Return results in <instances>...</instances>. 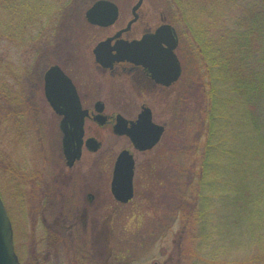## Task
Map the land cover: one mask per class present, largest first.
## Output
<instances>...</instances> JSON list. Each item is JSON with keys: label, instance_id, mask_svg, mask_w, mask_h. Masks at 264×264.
<instances>
[{"label": "trees", "instance_id": "trees-1", "mask_svg": "<svg viewBox=\"0 0 264 264\" xmlns=\"http://www.w3.org/2000/svg\"><path fill=\"white\" fill-rule=\"evenodd\" d=\"M164 1L192 70L150 171L180 223L173 263L264 264V0ZM3 3L22 37L33 35L29 24H42L39 0ZM43 33L48 47L54 33ZM193 87L199 99L187 97Z\"/></svg>", "mask_w": 264, "mask_h": 264}, {"label": "rangeland", "instance_id": "rangeland-1", "mask_svg": "<svg viewBox=\"0 0 264 264\" xmlns=\"http://www.w3.org/2000/svg\"><path fill=\"white\" fill-rule=\"evenodd\" d=\"M95 1L97 0H60L61 5L66 4L68 7L70 16H63L62 21L60 20L59 29L53 34L54 40L47 47L43 42L45 31L42 29L45 27L48 30L52 26L49 22L52 21H44L41 18L40 21L43 20L44 23L29 24L26 29L33 35L23 34L22 37L21 33L14 31L15 25L10 24V15L4 0H0V33L9 35V38L0 36V87L5 88L6 85L8 90L6 94L0 93V197L11 218L15 252L23 264H40L35 256L37 249H30L31 242L28 240L42 238L44 233L46 234V228L50 229L52 226L61 231V254L59 262H56V257L55 262L51 261L53 258L50 256L45 264H100L103 253L106 255V264H174L180 223L166 210V204L162 202L166 190L163 187L156 189V180L150 174L156 165V157L167 147L168 134H165L157 147L151 151L134 154L135 195L129 203L116 204L108 189L106 200L97 198L96 201L101 202L88 207L86 218L82 219L83 208L87 207L86 193L98 190V179L104 181L107 173L109 177L108 159L110 158L111 167L116 155L127 148L129 142L126 138L113 137L107 129L101 130L103 144L97 154L90 155L84 151L81 161L69 169L64 165L61 151L59 117L52 113L46 104V109L40 110L39 113L28 111L29 104L26 99L30 88L27 87L32 80L38 81L44 69L51 64L65 65L66 58H89L92 47L115 31L116 27L99 29L87 24L84 13ZM110 1L118 6L120 20L124 24L130 18V9L137 0ZM140 8L141 12L146 14L145 20L152 27L162 21L169 24L170 20L178 22L170 6L167 12L164 0H143ZM184 13H187V9ZM174 28L179 37L177 54L180 60L183 59L187 64L189 75L192 70L189 67L191 62L187 57L188 51L184 46L186 40L182 37L180 28ZM20 31L24 32L23 27ZM31 36H35L34 43L28 41ZM38 47H41L39 51L36 50ZM176 89L170 99L169 111H161L167 107L158 104L153 110V120L156 123H165L166 130L169 129L168 122L173 114ZM189 96L195 100L199 99L201 94L193 87L187 93V97ZM40 99L42 102V95ZM9 111L12 112L11 118ZM13 112H17L19 116L15 117ZM135 114L125 113L122 116L132 119ZM4 117L5 119H2ZM187 134L189 135V129ZM179 160L188 164L187 155ZM27 170L33 173L39 170L42 173L43 187H47L54 179V186L58 187L57 180L63 175L80 174L81 182L77 184V189H72L75 187V181L61 189H50L43 198L42 190L45 189H32L28 192L26 189H15L11 185V172L13 176L17 175V181L20 183L22 179L26 180L25 174L22 179L20 177ZM22 191L23 194L26 193L23 203L29 201V210L24 209ZM52 199L56 203L44 209L45 223L41 218L34 219L37 209L31 207V204ZM59 216L64 217L66 221H60L58 224ZM70 225L72 239L69 235L71 232L63 231ZM101 241L104 246H101Z\"/></svg>", "mask_w": 264, "mask_h": 264}, {"label": "flooded vegetation", "instance_id": "flooded-vegetation-1", "mask_svg": "<svg viewBox=\"0 0 264 264\" xmlns=\"http://www.w3.org/2000/svg\"><path fill=\"white\" fill-rule=\"evenodd\" d=\"M59 1L60 0H39L40 5H39L38 12H41L42 14L41 18L44 19V21L47 19L52 21V22H49L50 24H52V26H50L48 30L45 27H43L42 30H44L45 32L47 31L49 33H56L57 30L59 29V23L62 21L63 16L69 15L68 7L66 6V4L61 5ZM106 1H110V0H106ZM132 7L130 9V18L123 24L122 20H120V10L117 6L118 15H117L116 21L112 25L107 26V27H102V26L93 25L89 23L85 17L86 11L89 9L88 8L84 13V19L89 26L94 27V28H99V29H110V28L116 27L115 31L111 35H108L104 37L103 39H101L100 41H98L92 47L89 58H85V57H80L76 59L66 58L64 62L65 65L56 64V63L51 64L49 67L44 69L45 71L42 72L41 78H38V81L32 80L29 86L27 87V89L30 88V90L28 89L29 94L27 95V99H26V101L29 104V107L27 106L29 108L28 109L29 112L39 113L41 111H44L47 105L49 110L56 115L55 111L51 108V106L49 105L44 95L45 72L51 66H58L60 70L64 73V75L70 80L74 88V91L76 92L81 110L87 113V116L85 117L84 125H83L82 154H81V158L78 161H76L74 165H76L77 163L81 161L84 151L90 155L92 154L94 155V153L88 150L85 144V142L88 139L92 138L100 142V149H101L103 142H102L100 131L104 129H107L109 133L113 135V137L126 138L128 140L129 146L122 150L130 151V153L134 157V161H135V156H134L135 153L144 154V153L151 151L149 150V151L139 152L132 147L129 139L126 136L115 135L113 133V127L116 124V116L117 115L122 116V114H125V113H136L135 117L132 119H127L122 116L127 121H135L138 115L143 110L148 109L150 110V113L152 115V121L156 123L153 120L154 106L158 104L160 106L167 107L166 110H161L163 112L165 111L167 112L170 110L169 109L170 99L172 98L175 88H177L174 93L175 96L179 93V91H182L183 88L184 90H186V86L182 85V83H184L185 81L187 82V74H188L187 64H185L183 59H182L183 61L180 60L177 54L178 47H179V38H178V45L175 49V54L180 64V76L177 82H175L174 84L172 83L169 86L160 84L157 81H155V79L152 77V74L150 73L148 68L142 65L134 64L126 60L110 62V60L108 59H105V58L96 59L93 56L92 51L99 42L106 40L108 38L114 37L120 31L127 28L128 23L134 17L132 13ZM135 14H136L135 20H133V22L130 24L127 31L122 32L119 36L113 39L110 43V46H114L118 41L132 42L134 40H140L143 36L154 34V32L160 26L169 24L166 21H162L159 25L152 27L145 20L146 14H143L141 12V8L136 10ZM42 23H44L43 20H42ZM160 47L166 50L167 44L162 42L160 44ZM112 53L114 54V52ZM40 95H42V100H43L42 102L40 99ZM63 110H69V109L65 106ZM101 117L105 118L104 121H102ZM60 119L61 117H59L58 129H59V124H60ZM100 121H102V123H100ZM156 124H162L165 126V131L163 134L164 136L167 131L166 124L165 123H156ZM60 135H61V138H60V145H61V139H62L61 132H60ZM116 157L114 158L111 167L109 165L110 158L108 159L107 169L109 171V168H110L109 177L107 176L108 174L107 173L104 177V181L98 179V182H97L98 190L86 193L85 198L87 201V207L83 208L82 219L86 218V210L88 207H93L95 204L101 202V200L97 202L96 201L97 198L106 200L108 196L107 190L109 189V192H110V189H111L112 173H113V167H114ZM64 165L66 166L65 161H64ZM74 165L69 169H72ZM79 175L80 174H77V175L74 174V176L63 175L61 178H59V180H57L56 184H59L58 187L54 186V183H55L54 181H56L55 179L52 181V183L50 182L47 185V187H43L42 186V173L39 170H35L34 173L31 172L30 170L24 171L20 179H22L24 176L26 180L22 179L20 183L19 181H17V175L13 176V173L11 172V185L15 189L17 188L24 189V190L26 189L28 190V192H30L32 189H45V190H42L43 198H44L45 194L49 193L50 189H61L63 186L68 185L72 181H75V187L73 186L72 189H77L76 187L77 184L81 182V179H80L81 176ZM23 191H22V203H23L24 196L26 194V193L23 194L24 193ZM114 202L116 204H119L116 201ZM28 203L29 201H27V203L26 202L23 203L24 209L26 210L30 209V207L28 206ZM55 203L56 201L52 199L50 201L42 200L38 203L36 202L35 205L31 204V207H33L34 209L35 208L37 209V213L35 216H33V218L34 219L37 217L38 219L41 218L42 222L45 223V219L43 217L44 209L46 210L50 206H54ZM74 203L75 202H73V204ZM34 209L32 210V212L34 211ZM8 216H9V213H8ZM59 217L60 218L58 219L59 220L58 224H60V221L61 222L66 221L64 217H61V216ZM27 218H29V215L27 216ZM50 227H51L50 229L46 228V234L44 233L42 238H39L37 240L34 238L31 240H28L29 242H31L30 249L31 247L37 249V254H35V256H37L40 264L41 263L45 264L46 260L50 256L53 258L51 261L55 262L54 259L56 257L57 258L56 262H59V255L61 254L59 251L61 231L58 227L57 228L52 227V226ZM71 228H72V225L65 228V230L63 231L64 233L71 232L69 235H70V238L72 239L73 235H72ZM97 242H100V241L97 240ZM102 245H103V242L101 243V246ZM53 248H55L54 251H52ZM28 250H29V247H28ZM30 256L27 255V257H30ZM101 257H102L101 264H104V263L106 264L105 253H103Z\"/></svg>", "mask_w": 264, "mask_h": 264}, {"label": "water", "instance_id": "water-1", "mask_svg": "<svg viewBox=\"0 0 264 264\" xmlns=\"http://www.w3.org/2000/svg\"><path fill=\"white\" fill-rule=\"evenodd\" d=\"M142 0L132 7L133 19L127 28L114 37L99 42L93 49L96 59L123 61L142 65L150 71L152 77L160 84L169 86L175 83L180 76V64L175 54L178 37L175 29L170 25L160 26L154 34L143 36L140 40L132 42L118 41L110 46L113 39L122 32L127 31L135 20V11L141 6ZM117 6L106 0L96 1L85 14L86 20L102 27L112 25L117 18ZM167 44L164 50L160 44ZM114 52V54L112 53ZM44 95L51 108L61 117L59 129L62 133L61 147L65 164L71 168L82 154L83 125L87 113L82 111L78 98L70 80L58 66H51L44 75ZM69 110H63L64 107ZM104 121V117H101ZM100 121V123H102ZM164 125L152 121L150 110H143L135 121H127L121 115L116 116L113 133L126 136L132 147L139 152L153 149L164 133ZM90 152L100 149V142L90 138L85 142ZM135 161L128 150H122L116 157L110 193L114 200L127 204L134 197L133 178ZM0 264H20L14 250L13 230L0 198Z\"/></svg>", "mask_w": 264, "mask_h": 264}]
</instances>
